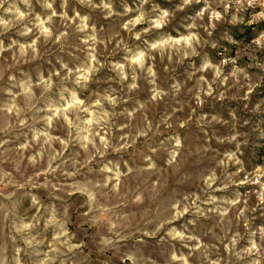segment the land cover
<instances>
[{"label": "rangeland", "instance_id": "1", "mask_svg": "<svg viewBox=\"0 0 264 264\" xmlns=\"http://www.w3.org/2000/svg\"><path fill=\"white\" fill-rule=\"evenodd\" d=\"M11 2L27 15L16 22L0 10L13 21L7 30L0 24V264H183L171 259L173 250L188 264H264V0H192L182 11V0H104L110 10L93 7L101 0L66 7L54 0L57 15L43 25L48 38L35 27L37 15L47 21L52 13L44 0ZM157 5L169 11L168 22L145 32L159 17ZM141 13L143 22L129 24ZM24 25L33 29L28 36L20 35ZM157 32L164 41L167 33L196 39L147 52L143 70L132 65L137 46ZM117 62L125 65L123 81ZM62 64L96 69L81 95L87 105L117 98L115 107L103 101L109 126L96 129V146L103 148L100 137L109 146L101 153L74 142L63 117L51 126L44 119L55 115L48 105L59 106L68 75ZM49 71L51 93L39 80ZM44 133L52 137L47 144ZM109 160L115 167L101 174ZM258 172L259 184L241 183ZM101 180L118 190L89 200ZM62 228L67 235L54 239ZM170 228L193 239L173 240ZM33 238L28 248L24 241Z\"/></svg>", "mask_w": 264, "mask_h": 264}, {"label": "clouds", "instance_id": "2", "mask_svg": "<svg viewBox=\"0 0 264 264\" xmlns=\"http://www.w3.org/2000/svg\"><path fill=\"white\" fill-rule=\"evenodd\" d=\"M21 3L25 5H31V0H20ZM86 0H79V3L84 4ZM88 3H91V0H87ZM144 3H147V0H143ZM199 2V0H197ZM238 3H242L243 0H237ZM248 5H252L254 3V0H246ZM54 0H44L43 7L46 9H52V13L50 16L47 17V21H44L41 19L39 15L35 17L37 21H39V24H36L35 27L39 28L41 31V34L45 36V38H48L51 36L52 32L50 28H44L43 25L46 22H49L52 20L53 16H56L57 13L55 9L53 8ZM192 3V0H182V5H177V8L179 10H183L184 6H187ZM5 5H8V7H5ZM68 5V0H62L61 7H66ZM93 7H103L104 9H111L110 3H105L104 0H101L100 5H93ZM0 10H2L4 13H12L15 15V21L16 22H23L26 19V13L20 11L19 7L15 2H11L10 0H0ZM157 10L159 11V17L154 20H149L148 24L149 27L147 29H144L145 32L151 31L152 29H162L164 25L168 22L166 18L170 16V13L166 9H160L157 5ZM125 11L129 12L131 11V8L125 7ZM109 15H112V12L109 11ZM79 15V14H77ZM198 16L203 15V11L197 13ZM214 16H219V13L213 12ZM64 18L66 19L67 16L65 14ZM83 21H87L88 17L84 16L81 18ZM145 20V15L141 13L140 16L136 18L135 21H129V24H140ZM13 23V21L10 20H4L2 16H0V24L5 26V30L8 29V27ZM29 23H32L29 21ZM186 23V22H185ZM87 25L78 26V30L83 31L84 27ZM189 28L192 26L189 25ZM33 31L32 28L28 27L27 25L23 26L22 31L20 32L21 36H28ZM93 32H95V29L93 28ZM168 40H163V35L159 32L156 33V36L153 37L151 40H143L142 44L145 47L137 46L138 51H136L132 58L130 63L132 65H135L139 67L141 70L144 69V58L147 52H150L152 50H160L162 53L164 44L167 43L169 46H174L177 44H180L181 42L189 43L190 41H194L196 39V36L189 35V36H182L181 40H173L170 33H167ZM159 37V38H157ZM39 39V37H37ZM89 40L95 41L96 36L92 35L88 37ZM136 39L140 40V35H136ZM15 43V41H13ZM87 43V41H85ZM35 46V41H33L32 45L30 47ZM190 46V44H189ZM21 48H24V45H21ZM3 41H0V51H3ZM127 50V49H126ZM98 63V61H97ZM62 67L65 69H68L67 64H62ZM113 68L118 69V75L121 78V81L126 79V74L124 72L125 65L122 63L117 62L113 65ZM133 77L132 79L135 80V71L136 67H133ZM149 73L152 72L151 68L148 69ZM96 72L95 68L89 67L88 65H84L83 67L77 66L74 69H68V75L66 77H63L60 81V94H59V106L55 105H48L47 110L53 112L54 116H46L44 119L48 122L49 126H51L52 120L55 117H63L64 120L67 122L69 127L75 131V138L74 142L78 143L81 148H83L85 151L88 150L89 145H91L93 148L96 149L97 153H101L103 149H106L109 146V141L105 139L104 137H100V143L103 146V148H99L96 146V137L100 135V132L97 131V128L100 127H107L109 126V116L110 113L105 109L103 101L107 100L108 103H110L113 107L117 104V98L115 96L109 95V96H103L95 101L94 105H87L85 103V99L81 98V95L84 96L87 95L89 91V86L92 83L93 80V74ZM53 73L49 71L48 73V79H45L43 72L39 75V80L41 84L45 86V91L48 93H51L54 88V82L51 79ZM58 75V73H56ZM14 79V78H12ZM65 81H70V86H65ZM130 88H135L136 84L133 83L129 85ZM26 91H29V89H26ZM114 91V90H113ZM71 113L74 115V119H70L68 114ZM43 135L47 136V139L44 141L45 144L49 143V141L52 139L51 136H48L47 133H44ZM38 139V137H36ZM66 143V142H65ZM117 151H119L117 149ZM234 154H229V159L232 158ZM55 159V157H53ZM150 159V158H149ZM33 163H35L36 158H32ZM237 163H243L242 161H237ZM112 164L111 160H109L107 163H104L100 168L99 172L101 174L112 172V167H115ZM221 164H224V161H221ZM108 180H101L98 183L91 186L92 191L88 192V198L89 200H94L97 195L103 194L106 190L107 191H117L118 185H113L111 189L108 188ZM241 183H251V184H259V172L257 174V177L252 180H245ZM261 189H264V184H260ZM95 193V195L93 194ZM214 199V198H213ZM237 200H228L227 203L235 204L237 203ZM31 203L33 204H39L40 200L38 197L33 194L31 196ZM199 211V209H198ZM53 223V220H47L45 222V227L50 226ZM163 225H161L162 227ZM24 229L29 230L34 227H36L35 224H24ZM116 225H112L111 228L114 229ZM169 235L172 236L173 240H179L181 242L185 241L186 239H193V237H186L185 233L182 231L177 230L176 228H170L169 229ZM59 235H67V229L62 228L61 233L54 234V239H58ZM25 244L28 248H32L34 238L33 239H25ZM186 246V245H185ZM256 245L255 242H253V247L250 248L248 251L252 252L253 249H255ZM20 251V250H18ZM45 256L47 257V253H45ZM129 259H133L132 257H129ZM171 259L173 261L175 260H181L183 261V264H188V258L184 256L183 253H181L179 256L176 255L175 250L172 251ZM16 264H20V260H16ZM41 264H45L44 261L41 262ZM133 264H135V260L133 259ZM254 264H259V261H255Z\"/></svg>", "mask_w": 264, "mask_h": 264}]
</instances>
